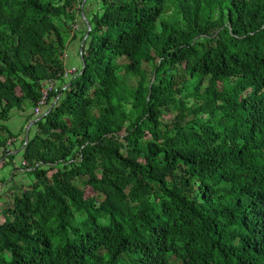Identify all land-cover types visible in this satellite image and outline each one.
Wrapping results in <instances>:
<instances>
[{
  "label": "trees",
  "instance_id": "trees-1",
  "mask_svg": "<svg viewBox=\"0 0 264 264\" xmlns=\"http://www.w3.org/2000/svg\"><path fill=\"white\" fill-rule=\"evenodd\" d=\"M89 1L0 0V264H264V0Z\"/></svg>",
  "mask_w": 264,
  "mask_h": 264
},
{
  "label": "crops",
  "instance_id": "crops-1",
  "mask_svg": "<svg viewBox=\"0 0 264 264\" xmlns=\"http://www.w3.org/2000/svg\"><path fill=\"white\" fill-rule=\"evenodd\" d=\"M98 0H91L88 4L85 5L86 12L82 13L86 16V13H92L93 11H96L98 6ZM84 18V17H83ZM87 18V17H86ZM85 18V21H86ZM87 24V22L85 23ZM73 36V35H71ZM75 39L71 40L69 43V51H70V64L71 65H77L79 63V56H77V52L80 51V37L81 35L76 34ZM32 112V109L29 110H15L13 112L12 117L6 122V125L9 127V129L14 133L22 132L17 138L14 139L15 145L10 144V141H8V148H10L11 157L5 156L0 160V168H4L3 174L0 181L5 180V183H1V188H8L13 179H16L17 182L23 184V185H29L30 179L26 172V170L22 167L23 166V155H22V147L19 146L21 139H25L28 135V130L30 129L31 122H27V115H29ZM14 124L10 126V123L13 119ZM16 124V125H15ZM13 141V142H14ZM3 154V148L0 149V156ZM11 160L10 164H7V161Z\"/></svg>",
  "mask_w": 264,
  "mask_h": 264
},
{
  "label": "built area",
  "instance_id": "built-area-1",
  "mask_svg": "<svg viewBox=\"0 0 264 264\" xmlns=\"http://www.w3.org/2000/svg\"><path fill=\"white\" fill-rule=\"evenodd\" d=\"M76 71H77V68L74 67V68L68 70V72L66 73V75H68V73L69 74H73ZM53 86H54V82L51 81V80H49V81H47V84L43 87V96H42V99H41L40 103L35 108V115H38L40 113V111H41V108L45 105L46 98L48 96V92H49V90H51L53 88ZM23 164H25V161L23 162Z\"/></svg>",
  "mask_w": 264,
  "mask_h": 264
},
{
  "label": "rangeland",
  "instance_id": "rangeland-1",
  "mask_svg": "<svg viewBox=\"0 0 264 264\" xmlns=\"http://www.w3.org/2000/svg\"><path fill=\"white\" fill-rule=\"evenodd\" d=\"M168 13H170V12H168ZM120 63H122V61H120ZM79 65L80 64H77V66L76 65H72V66H70V68H69V70L70 69H72V68H74V67H79ZM14 120H16V118L15 119H13L12 121H11V123H10V126H12L14 123ZM16 125V124H15ZM3 170H4V168H0V180H1V177H2V174H3ZM30 176V175H29ZM14 181H15V183L17 182V180L16 179H14ZM16 187V186H15ZM14 192H15V190H14ZM86 193H87V196H89V197H91V196H93L94 194H93V192L91 191V189H87L86 190ZM6 201V198H3V197H0V204H3L4 202ZM2 207V205H0V208Z\"/></svg>",
  "mask_w": 264,
  "mask_h": 264
},
{
  "label": "water",
  "instance_id": "water-1",
  "mask_svg": "<svg viewBox=\"0 0 264 264\" xmlns=\"http://www.w3.org/2000/svg\"><path fill=\"white\" fill-rule=\"evenodd\" d=\"M86 22H87V26H88V28L90 29V28H91V25H90L88 19H86ZM26 139L28 140V135L26 136Z\"/></svg>",
  "mask_w": 264,
  "mask_h": 264
},
{
  "label": "clouds",
  "instance_id": "clouds-1",
  "mask_svg": "<svg viewBox=\"0 0 264 264\" xmlns=\"http://www.w3.org/2000/svg\"><path fill=\"white\" fill-rule=\"evenodd\" d=\"M1 192V191H0Z\"/></svg>",
  "mask_w": 264,
  "mask_h": 264
}]
</instances>
